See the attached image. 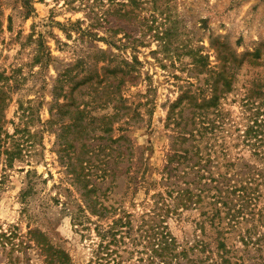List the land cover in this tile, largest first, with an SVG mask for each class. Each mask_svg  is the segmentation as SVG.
Instances as JSON below:
<instances>
[{
	"label": "rangeland",
	"instance_id": "rangeland-1",
	"mask_svg": "<svg viewBox=\"0 0 264 264\" xmlns=\"http://www.w3.org/2000/svg\"><path fill=\"white\" fill-rule=\"evenodd\" d=\"M214 95L233 151L255 120L264 137V0H0V264H113L96 253L120 217L110 250L147 264L170 111L191 129ZM185 215L180 243L200 235Z\"/></svg>",
	"mask_w": 264,
	"mask_h": 264
},
{
	"label": "trees",
	"instance_id": "trees-1",
	"mask_svg": "<svg viewBox=\"0 0 264 264\" xmlns=\"http://www.w3.org/2000/svg\"><path fill=\"white\" fill-rule=\"evenodd\" d=\"M180 105L181 100L172 106L168 117L179 131L162 173V191L153 196L157 200L151 213L159 223L145 231L152 245L147 264H238L237 242L258 249L264 246V234L257 239L254 236L259 228L264 229V205L258 206L264 199V137L258 130L260 124L255 120L242 136L247 149L233 151L226 142L225 133L230 130L217 95L197 106L198 112L190 119L191 129H187V121L182 125L183 117L187 120L183 112L175 116ZM193 211L198 213L195 230L200 235L180 243L169 230L168 221L175 218L180 222L185 213ZM125 219H114L102 236L110 238L109 243L104 245L102 240L98 246L97 261L109 257L113 264L123 263L110 247L125 240L122 235L118 239L121 229L129 224ZM96 229L101 233L98 225ZM58 255V264H69L68 256Z\"/></svg>",
	"mask_w": 264,
	"mask_h": 264
}]
</instances>
